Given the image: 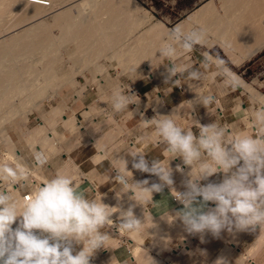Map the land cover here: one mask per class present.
I'll list each match as a JSON object with an SVG mask.
<instances>
[{"label":"rangeland","instance_id":"rangeland-1","mask_svg":"<svg viewBox=\"0 0 264 264\" xmlns=\"http://www.w3.org/2000/svg\"><path fill=\"white\" fill-rule=\"evenodd\" d=\"M45 1L44 0H39V1L38 0H30V1L27 0L29 5L32 4V3H33L32 5H35V4L42 5V4L47 2V1L46 2ZM71 1L73 2V0H69V3ZM124 1H125V4H126L127 0H123V2ZM132 1H134L137 4L139 9L134 12L133 11L134 9H131V11H130L129 10L130 7L129 8L126 7V10L128 12L130 11V14L132 12L133 15L131 14L130 16L132 18H137V21H139V22H137V24H140L141 22H140V20H138V17L143 13V11L145 9L151 11L152 10L151 8L154 7V6L153 5H149V4L145 5L142 0H137V1L132 0ZM157 3H158L157 5H158V7L160 9H164L166 11L171 12V14L176 16L175 18H177V19L180 18V12L178 11V6L177 7L176 6H174V7L170 6V7L164 8L163 1L160 0ZM193 3H194L193 0H185V1L182 0L180 5H179V9H183V8H185L187 6H190ZM14 5H13L14 8L12 6L9 7V8L6 7L2 11V15L4 16V13H6V11L9 10V12L7 11V14L9 13V15H10L9 16L10 17L9 20L11 19L10 20L11 23L9 22L10 23V25H9L10 27L12 26V24H14L13 26L16 25L17 22H15V21L20 20L21 18L23 19L22 15L27 10L26 9L27 7L25 8L26 9L25 10L22 6L19 7V5H18L15 8ZM47 7H48V9L50 7V11H51V6H47ZM59 7L60 6H57L54 9V11L58 10ZM124 8H125V6H124ZM5 9H7V10L5 11ZM22 9L25 10V11H23ZM99 9L100 10H107V9H103V8H100V7L98 8V10ZM154 10H155V12L152 11V13L155 14L157 19L161 20L163 15H164V13L162 11H160L158 13L156 8H154ZM128 12H127V17H128ZM72 13H73L74 16L78 15V11L77 10H72ZM102 16L103 17L102 18L100 17L99 21L103 22L104 20H106V16L105 15H102ZM131 17H130V19H131ZM131 20L133 21V19H131ZM135 21H136V19H135ZM135 21H133V22H135ZM117 22H116V25L120 26L119 24H117ZM126 22H127V24L131 23V25L136 24V23H133V22H128V21H126ZM126 22H124V23L120 22L121 27H120L119 30L120 31L121 30H125L126 32L128 31L130 33V35H129L128 33H125L124 31L120 32V33L123 34L122 36H124V34H126L125 38L123 37L124 39H122V40H124L125 45H127V47L129 48L130 46H133V45H130V43H133V41L135 40V36L136 37L137 36H139V37L143 36L144 35L143 32L145 31V33H146L147 29L144 30L143 27H140V28L138 27L137 28L136 26H138V25H136V26L134 25L135 27L134 26L130 27V25L128 24L129 25V27H128L127 24H126L124 26V24ZM23 23L24 22L22 21V25H23ZM174 23H176V22H174ZM122 24H123V26H122ZM149 25H146L147 28H148ZM132 27H134V30H133ZM117 28H119V27H117ZM135 28H137V29H135ZM115 29H116V27H115ZM52 33H53L54 37L56 36V38H58V35H60V32L57 29H54L52 31ZM65 40H67V38H65ZM35 41L37 42L38 40L35 39ZM33 42L34 41L31 40V44H34V45H31V44L28 43L29 44L28 45L29 48H32L33 46L36 47V42H34V43ZM77 42L78 41H76V43ZM74 43L71 42V43H69V45L67 44V46L70 49L69 50L70 52L68 51V49H67L68 47L67 46L66 47L65 46L63 47L62 45L56 46V48L58 47L57 49L60 52L59 53V57L60 58H61V56L63 57V58H61L63 60H60V64L56 65L57 66L56 70H57V68L59 70V71L57 70L58 72L55 70L56 74L59 73V75L58 74L56 75L58 77V80H59V78H60V80L65 78L69 74H70V77L72 75H74V73L76 75V76L74 75L75 79H73V80H72V78H74V76L71 77V78L68 76V80L66 78H65L66 80L64 79V82L67 81V82L70 83L71 81H73L70 84V86L74 85L75 88L73 86H72L71 89L68 88L69 85H65L66 82H65V84H64V82H61L62 84L61 83L59 84V85H62V86L64 85L65 86L64 89L66 88L65 90L62 89V88L58 89L59 87H57L56 84H54V86H56V88L54 86L52 87V85L50 86V87H52L51 89L54 88L55 90L56 89L61 90V91L63 90V92H61V91L59 92L58 91V93H56L58 97H54V98L50 99L51 97L49 95H51V93H47V91L44 92L42 90L44 93L48 94V96L46 94H44L47 98L43 97L44 95L42 94L43 92L40 91L41 89H38V91L42 95L38 94L39 92H36L37 91L36 89H33V91H32L31 87L34 88V84H35L34 82L35 81L31 80V79H33V76L32 77L30 76L31 77L30 78L27 75H30V74L32 75L33 73H36V72L35 71L34 72L30 71V73L29 72L25 73L22 70L24 72V75H25L23 79H26L25 78L26 76L29 77L31 82H32V85L29 84L30 87L28 86V89L29 88L30 89L29 90L26 89L27 91H25L24 95H23V90H22V94L20 93V95H17V97L19 99H21V98H23V97H19L21 95H23V96H25V95L26 96L27 95L32 96L33 95L32 96L33 101L35 100L34 99V97H35L36 100L39 99L41 102H39V101L36 102V100H35L34 102H32V104L33 105H35V104L37 105V103H38V105L37 106L35 105V106L38 107L39 109L35 110V108H33L35 106H33L31 108L28 107L29 109L27 108L26 109L27 111H25L24 108H22V107H25L26 104H28V102H29V104H31L30 103L31 100L30 101H26L25 99L19 100L16 97L15 99L17 100V102H16V100L14 102L15 104L12 102L13 105L17 104L18 107L21 108L20 109L21 113L22 112H25V113L24 114L23 113L22 114L18 113L15 116L16 118L14 117L15 120L14 119L13 120H14L15 124H5L4 123L5 126H4V124H2L3 127L0 128V163H9V164L15 165L17 162H20L21 164H23L27 168L28 172H32L33 176L39 182L42 181V180L47 181L44 173L50 167L49 165L54 166L56 168V170L58 171V173H64V174L71 175L73 177V179L76 181V183L80 186L81 190H83V191H85L87 193L88 192L90 193V197L91 198L99 199V197L101 196L103 203H105V204H107L109 206L119 207L122 210L124 201L121 204V201L118 202V200L120 199L119 197L121 196V194L126 195V193H121L119 197L117 196V195H119V192H120V185L115 181L114 177L117 175L118 172L116 173L115 171H113V172H110V173H108L106 175H103V176H97L95 171H93L94 164L98 163L101 160H104L105 158H110L115 163V167H116L115 169H117V168L122 167V164L119 161V159H125V160L128 161V164H127L128 170L132 172V174L128 173L129 176L132 175V182L142 181L144 179H148L150 184L152 182H159V181H157L158 180L157 177H155V176L153 177V175H151L149 173H143V172H140L138 170L133 169L132 168L133 157L129 153V151L136 152L138 150L139 151L142 150L141 152H144L143 148L137 147V143L140 142V141L146 140V138L148 140H150V141L153 140L155 143H157V141L154 140V135H155L154 131L146 134L147 126H144L143 124H142L143 126L141 125V121H140L141 116H140L138 105L136 103H133V104L129 105V110H131L133 112V116H132V113L128 112V111L119 112V113L113 111L112 106H111L113 93L115 91H117L115 89V87L118 86V85H121V89L118 88L120 86L117 87L118 90L119 89L120 90H126L127 87L129 86V88H130V93L129 94H133L134 93V95H136L142 101V103H143L142 105L144 107L142 112L144 113L145 112V110H144L145 107L151 106V102L146 103L143 100V98L138 94V92L135 91L131 87V83L132 82H128V80H133L135 78L136 79L137 78L140 79L141 77L139 78L138 76L137 77H135V76H136V74H138V72L140 73V71H142V72L145 71V66L147 65L146 67L149 70H150V67H151L153 74H155L154 75V79L152 77H151V79L155 80V82H157V83H160L162 81L165 82L166 81V77H167L166 66L170 67V65H168L169 61H167V60L163 59L162 57H160L159 53L156 52V54L154 55L155 57H154V59L151 62L149 61V63H148V61H147L148 64L147 63H143V65H141L137 70L136 69L134 70V69H130V68L129 69L125 68V70L123 69L124 71L123 70L120 71V69H118V67H116L113 64V61H111L112 59H110V57L112 58V56L109 54V52L113 53V50L106 49L109 52L107 51L108 52L107 53V52H105L106 51L105 50L103 52V55L101 54V58H99L100 57L99 55L98 56L94 55L96 60L98 59L97 60L98 62L95 61L94 58H93L94 61H91V59H89L91 61V64L93 63L96 67H97L98 63L100 64V65H98V67H97L98 69L97 70L94 69L95 67L92 64L91 68L92 67L93 68L91 70V68L89 69L90 66L86 68V66H88L89 63H90L89 61H88L89 63L87 65H85V63L82 62V60H86L87 61L88 58L91 57V56L88 55L89 57L86 56V58H85V56L83 54L79 53V51L76 48L77 46L75 47L76 43L75 44ZM26 44H27V42H26ZM70 44L71 45L74 44V45L71 46ZM17 46H18L17 48L20 49L21 45L18 44ZM23 46L21 47V50L28 49V47L25 44ZM17 48H16V50H18ZM71 49L73 51H75V52H78V54L76 53V58L74 57L75 56V52L73 54ZM26 51H28V52L32 51L33 52V49L26 50ZM178 51H179V48H178ZM18 52H19V50H18ZM18 52H16V53L18 54ZM22 52L23 51H21L19 53L22 54ZM116 52H118V51H116ZM203 52H204L203 48H201L199 45H197L195 47V49L191 53H186V56H184L183 52L180 51V55H178L179 58L178 57L177 58L179 59V61H181L182 59H184V57H187V60H188V57L191 56V61H189L188 63L190 64V62H191V68H193L195 66V64L197 63V60H198L197 57H199L200 54H203ZM211 53L214 56H216L217 58H219V59L223 60L224 62H226L232 68L233 72H235L237 75H239L245 81V83H247L248 85H251L254 89H256V91L261 96L264 97V51L261 54H259L258 56L252 58L250 61L246 62L244 65H242L240 67L233 66L231 64V62L227 59V56L225 55V52L223 50H220V49L216 48ZM77 55H79L80 57H78ZM107 55H108V57H105ZM18 56H20V55H18ZM36 56H38V55L31 56V58H29L30 60H28V61L30 63L32 61L35 62L37 60ZM52 56H51L52 58H55L54 55H52ZM70 56L71 57L73 56V57L70 59ZM82 56L84 57L83 59H81ZM102 56H103V58H102ZM32 58H34V59L36 58V59L32 60ZM49 58H48V60H49ZM79 58L81 59L80 62H79ZM22 59H25V60H23L21 63H23L25 61L26 64H25V62H24V64L27 66V61H26L27 58H22ZM76 59H78V61ZM75 60H76V62H75ZM204 60H205V57L204 58H200L201 63H203V65L205 66ZM37 61L39 62V60H37ZM37 61H36L35 64H39V63H37ZM29 62H28V65L31 66V64H29ZM50 62H52V61L50 60L49 62L47 61L45 63L43 61V64H48ZM77 62H79V63H77ZM21 63L18 62V65L21 64ZM150 63H151V65H150ZM32 66H36V65H34V63H33ZM211 66L212 65L208 66L210 68L209 72H212V73L216 72V74H217L215 79H216L217 83H219V84H217L216 86L218 87V85L225 84V74L217 73V70L214 67H211ZM71 70H74V71H71ZM75 70H77V71H75ZM20 71H18L19 74H17V75H19V77H17V78H21L20 76L22 74V71L21 72ZM55 71H54V73H55ZM72 72H74V73H72ZM67 73H68V75H67ZM107 73H108V75H107ZM145 73H147V72H145ZM107 76H109L110 79ZM93 77H94V79H93ZM182 77H184V78L187 77V73H184L182 75ZM175 78L176 77H173L172 79H175ZM101 79H103V81L106 79L105 83L103 81H102V83H100ZM210 79H211V75L209 77H205L204 79H201L199 81H192V80H188L187 79L184 83H182L181 84V89L182 90L184 89L183 91L187 92L186 93L187 94L186 95V100H185L184 104H182L180 107H177V108H175L173 110L165 109L163 100L161 99V97L159 98L158 95H156L157 96L156 98L155 97L151 98V101H154L157 104V106L154 109L157 112H159L160 115H167V114L171 115V114H173L174 117H176L177 115H181L183 113L185 115L184 116L185 122L188 123L190 125L189 126L190 129L195 134L198 135L199 127H198L196 121L199 122L200 124H201L202 121L203 122H207L208 119L210 117H212L213 115H217L218 116L220 114V112L222 113L223 112V107L226 109V107L229 106V108H233L232 110H233L234 113L230 109H228L226 111V112L229 111L228 115H230L233 120H236V119L241 120L239 117L244 118L243 122L245 123V126H243L242 129L235 130L234 131L235 134L233 133L234 135H230V136L228 135V139L230 140L233 136H236V135H239V134H246V135H251V136H259L261 134V129L258 128L257 125L255 124V122L253 120V113L255 111L259 110L262 106H264V104L261 103L258 100L256 101L254 98H252V95L250 94V92L249 91H245V89L241 85L239 86L238 83H236L234 87L232 86V89L234 91L231 94H225V93L222 94L220 92L219 93H213V91L212 92L205 91L208 88L211 89V90L213 88H215L212 85L213 81L211 82L212 84L210 83ZM58 80L56 79L55 81H58ZM108 80H111L113 82V86L112 87H109ZM61 81H63V80H61ZM58 82H57V84H58ZM194 82L198 83V84H196V86L199 88V90H202L203 94L215 95L214 97H215V100L217 102H214L208 108H206V111H205L206 113L205 112L203 114L197 113V112H199L198 108L200 106L204 107L203 105L194 104L193 108H192V103H190L191 100H193V101L195 100V99H193V97L197 98V94L201 93V91H199V93L198 92L195 93V92L189 91V90H192V87H188L187 91H186L185 84L187 83L186 84V86H187L189 84H193ZM69 83H67V84H69ZM75 83H77V84H75ZM103 83H104L105 86L109 87V89H107V87H106V89L108 91L105 90L102 87L103 85L101 86V84H103ZM78 84L80 86H77ZM214 84H216V82ZM21 85L24 86L23 83H21ZM26 85H28V84H25V87L27 88ZM62 86H60V87H62ZM84 86H86L87 88H85ZM35 87H37V86H35ZM38 88H40V85H38ZM111 88L113 89L112 91H111ZM54 89H53V91H54ZM30 90H31V94L32 95L30 94ZM104 90L107 91L108 93H104ZM196 90H198V89H196ZM35 94L38 97L34 96ZM88 94H90V95H88ZM105 94H106V96H105ZM107 95H109V96H107ZM39 96L42 97V98H40ZM78 96H80V97H78ZM75 98L78 99L79 102L83 101L84 99L86 100L87 98L90 101L97 100V104L99 106L98 107L91 106L90 108L88 107L86 109L85 108H81V104L80 103L77 104L78 101ZM80 98H82V99L80 100ZM188 99H189V101H188ZM11 101H14V100H11ZM61 102H62V105L66 106L64 113H66L67 116L69 115L68 117L71 116L73 124L72 123L71 124H64L62 118H58V117L56 118L55 117V119H52V122H53V120H55L54 123H57V125L54 124V123L51 124L50 120L48 122L51 125L54 124L57 127H55V126L49 127L50 125H47V122L45 123V121H47L48 117L51 119V116H49V115H51V112H53V108H54V110H56L55 108H59L58 106L61 105ZM65 103H66V105H65ZM2 104H3L4 107L2 106L3 108L2 109L0 108L1 111L3 110V111L6 112L7 108H9V109L11 108L12 109V107H13V105L9 101H8V103L7 102L6 103L3 102ZM7 104H8V106H7ZM20 104H22L21 107L19 106ZM240 104H241V106H240ZM77 105H78V107H77ZM152 105H154V103ZM27 106H29V105H27ZM39 106H41V107H39ZM241 107L242 108H246L248 111L246 113H244L242 111ZM157 108H159L160 110L157 109ZM219 108H221V109H219ZM28 110H29V112H28ZM135 111L138 112L139 115ZM89 112L92 113V114H89ZM26 114H27V117L25 116ZM145 114H146V112H145ZM92 115H93V118H92ZM44 116L45 117L48 116V117L45 118ZM135 116L139 117L140 119L139 118H135ZM61 117H64V116L62 115ZM235 117H237V118H235ZM0 118H1V116H0ZM132 118H134V119H132ZM146 119H149L147 114H146ZM1 120H4V119H1ZM136 120H138V122L140 123L139 126H138L139 132L137 130H134L135 128H132L133 123H136L135 122ZM77 121L79 123H81V124H79ZM63 124L66 125V126H64ZM44 125L48 126V129L51 131L50 132L51 134L50 133L49 134L45 133V136L41 135L39 138L35 139L36 141L31 139V138L34 137L33 136V131H35V129L36 130L39 129L40 126L43 127ZM53 128H54V130L56 129V132H57L56 135L52 131ZM79 128H81V129H79ZM234 129H236V128H234ZM47 135H51L52 139L55 136L57 137V135L59 136V137L55 138L56 140L54 139L55 141L53 140V142H55V143L52 142L51 136L50 137L48 136L51 139L50 145H53V147L56 146L55 148H51L50 146H48V147L44 146L43 147L44 149H43L42 146H40L42 143H44V139L43 138L46 137ZM29 136L30 137L33 136V137L30 138ZM133 137H135L134 138L135 140H132ZM37 139H39V140L37 141ZM97 139L100 140L99 142H102L101 140H104V139L107 140V141L104 140L105 141V151L106 152L104 151V149H103V151H100L102 149L100 148L99 145H98V148H97L96 145H94V144H96ZM40 140L43 141V142H41ZM131 143H134V145H132ZM37 145L42 148V153H44L46 151L44 154L47 157L50 156L48 158V160H47V163H45L42 166L41 170H38V168H36L37 167V161L34 159V154L36 153L35 151L39 150ZM13 147L15 148V150H14ZM45 147H47L48 149L45 148ZM52 149H54L57 153L54 152V150H52ZM17 151L22 153V155L24 157L27 156V162L25 160V163H24L23 160L21 159V156L20 157L19 156L16 157V154L19 155V152H17ZM111 151H112V154L114 156L111 155V153H110ZM103 152L105 154H103ZM113 152H115L117 155L115 153H113ZM9 153H12L13 157ZM88 153H89L90 156H88ZM94 155H95V157H92ZM28 161H30V163ZM83 162H84V164H83ZM174 172H175V169H174ZM180 172H181V170L178 171L177 174H179ZM82 174L84 175L83 177H82ZM110 174L113 175V178L110 177ZM29 175H30V173H29ZM77 175L79 177H77ZM194 175H195V173H194ZM75 177H76V179H75ZM172 178H173V180L175 182L178 181V179H179V177L175 176L173 174V172H172ZM223 178H224L223 175L219 177L220 180H222ZM112 179H114V181H115L114 183L112 182ZM108 185H111V187H107ZM8 186L10 187L11 185L8 184ZM176 188H178V187L176 186L174 189L176 190ZM172 189L173 188H169V187L166 186L161 193H154L153 203H155V204L145 203L144 200L140 198V194H138L136 199H138V200L140 199L139 202L141 204H143V205L139 204L138 206L135 203V201L133 199H131V197H133L134 193L131 190H129L127 192L128 196H127V198H125V200H127V201H125L126 202L125 204H129L130 203V205H127L128 207L135 205L134 208H133L134 214L136 215L137 218H139L141 220L144 219V225L141 228V230H139L138 232H126L122 228H119L118 227V221H115L116 218H119V212L113 214L112 219L114 221V224L112 226H108L109 229L112 231V234L109 236V240L107 241L108 242L107 245L108 246L111 245L114 248H118V247H120L122 245H125V247L129 246L133 250L132 256H133V258H135L136 264H154V262H155V264H166V260L168 258L169 259L171 258L173 260V261H171V260L169 261V259L167 260V262H169L168 264H171V262H174V260H175L174 258L176 256L175 254H177V253L180 254L178 259H176V262L179 263V264H215V261L217 259L222 258V257L226 259L227 257H230V256H234V258H235L236 262H233V264H250V263L251 264L252 263L256 264V263H254V261L257 259L258 254L261 253V252H264L263 246L261 245V243H259L261 241V239L263 238L262 236L251 238V240H253L254 243H253V246L251 247L250 251L248 253H246V254L241 252V250H240L241 254H238V251H233L231 253L229 252L230 249L228 247L231 246L230 243L232 241L238 243L237 245H238V248H239L240 241L243 240V239H246V237L241 236L243 234V232L239 236L236 233L237 237H228V236H221V235H220V237H206V236L201 237V236H197L196 235V239L194 241L190 240V239L188 240V242H191L190 246H189L190 248H185V247H182V246L177 248V245H179V244L183 245L185 243V239L189 238V237L186 236L187 231L183 230V228H181V226H184L183 224L182 225L180 224L181 226L179 225V227H177L176 224L180 223V222L175 217H174V220H173V218H171V216H169L168 219H163L162 220L163 212H161L162 209H164V207H166V205L164 203H167V201H168L167 199H169V197L170 198L173 197V201L174 202H178V200L174 197V196H176V193L175 194L173 193L174 195H172ZM9 190H11V193L13 194V192H14L13 188H11ZM179 191L183 192V190L180 189V187H179ZM179 191H177V192H179ZM105 193L107 194V196L105 197L106 200L104 201L103 197L105 196L104 195ZM156 194L159 195V197ZM171 195H172V197H171ZM162 196H164V197H162ZM117 197H118V199H117ZM166 197H168V198H166ZM28 198L29 197H26L25 201ZM115 200H117V202ZM162 202H164V203H162ZM119 204H121L122 206L119 205ZM162 205H165V206L163 207ZM139 207H141V208H139ZM157 207H159V208H157ZM176 207H178L177 204L168 206V207H166L165 212L167 210L168 211L169 210H173ZM210 207H214V206L211 205ZM140 209H141V212L143 210V212L149 213L150 217H147V216H144V215L142 217V215L139 214L140 213ZM159 209H161V210H159ZM164 217L166 218L167 216H164ZM174 221H175V223L176 222L177 223L173 224ZM164 226H170L173 229V231H166L164 229ZM105 230H106V228L102 229L101 231H105ZM119 230H120V233L122 234L121 235L119 233L120 237L117 236V231H119ZM157 230H159L160 232H158ZM161 230H163V231H161ZM178 234L181 235L180 236L181 238L179 237V240H177L178 238L176 237ZM141 238H143V241H144L143 242L144 243L143 246L140 244L141 242H139V240H141ZM225 238H227L229 241H226ZM198 240H200L201 242H199ZM130 243L132 245H130ZM167 243H168V245H167ZM256 243L257 244L259 243V244L256 245ZM210 248L211 249L213 248V250H216V249L219 250V252L217 253L218 255H217L216 258H214V256H212V255L210 256V254L207 253V250L210 249ZM174 249H178L177 253H175V254L173 252ZM253 249H254V251H253L254 253H250ZM160 250H161V252H160ZM164 252H168V254H164ZM160 253H162V255ZM249 254H250V256H249ZM159 255L161 256V258L158 257ZM98 256H99V252L97 251V253L95 252V254L92 256L91 262H93L92 260H95V262L98 263ZM246 258H248V259H246ZM247 261H249V263ZM116 264H120V263L117 262ZM262 264H264V262H262Z\"/></svg>","mask_w":264,"mask_h":264},{"label":"clouds","instance_id":"clouds-1","mask_svg":"<svg viewBox=\"0 0 264 264\" xmlns=\"http://www.w3.org/2000/svg\"><path fill=\"white\" fill-rule=\"evenodd\" d=\"M207 33L202 28L185 31L173 28L167 42L159 48V56L170 61L166 82L173 77L187 73L186 79L199 81L205 74L188 65L175 63L176 57L191 53L197 45L206 43ZM179 48V51H178ZM162 64V63H161ZM205 66L213 61L206 56ZM222 62L217 63L220 67ZM179 84V79L173 81ZM226 86H235V80L225 74ZM130 88L113 93L114 112L129 110V105L138 103L139 98L129 94ZM217 102L212 94H197L191 101L208 108ZM253 120L261 129L259 136L239 134L230 140L228 126L216 122L202 125L196 121L199 134L181 127L173 114L156 115L151 119L141 118L144 126L154 129L155 135L166 145L165 151L173 158L180 157L184 165L190 166L189 179L184 182L185 191L174 196L183 208L175 213L185 230L190 234L211 233L220 237L222 232H255L264 227V106L253 113ZM133 157L132 168L149 173L159 182L150 184L148 179L132 182L125 159H119L122 167L117 168L114 177L120 185V192L131 190L145 203H153V193H161L167 186L172 188V168L153 159H145V153L129 151ZM34 159L43 166L48 157L36 152ZM177 170L181 169L177 166ZM195 172V175H193ZM223 173L221 182H213L210 177ZM29 172L17 162L15 165L0 163V180L12 185L27 183ZM207 181V183H201ZM215 205L209 207V203ZM143 205V204H141ZM134 205L121 210L102 202V197L89 198L69 174L58 173L35 189L21 205L7 191H0V264H91V258L101 248L107 249L109 234L101 231L112 226L113 214L119 212L118 227L126 232H138L144 225L134 214ZM19 222L15 228L13 224ZM74 243L82 244L74 254ZM155 264V262H154ZM215 264H228L219 258Z\"/></svg>","mask_w":264,"mask_h":264},{"label":"bare ground","instance_id":"bare-ground-1","mask_svg":"<svg viewBox=\"0 0 264 264\" xmlns=\"http://www.w3.org/2000/svg\"><path fill=\"white\" fill-rule=\"evenodd\" d=\"M28 1H30V0H28ZM39 1V0H38ZM45 1V0H44ZM48 3H47V2ZM45 2L46 3H44V4H42V5H37V4H35V5H32V4H30L29 5V3L27 2V0H0V105H1V109L4 107L3 106V102H7L8 103V101L9 102H11V104H12V102L14 103L15 102V98L17 97V95H20V93L22 94V90H23V95H24V93H25V91H27L26 89H28V86L30 87V85L29 84H31L32 85V82H31V80L32 81H35L33 84H34V88H32L31 87V89H32V91H33V89H36L37 91L36 92H39L38 91V89H41L40 91H44V92H46L47 91V93H51V95H49L51 98L50 99H52V98H54V97H58L57 96V94L56 93H58V91L60 92L61 90H58V89H64V85L62 86V85H59L61 82H64V79L66 78L67 80H68V76L70 77V74L68 75V73H67V75L68 76H66L65 78H63V79H61V80H63V81H61L60 80V78H59V80H58V77L56 76L57 74L59 75V73H57L56 74V71L58 70V68H57V70H56V65H58V64H60V60H63V59H61V58H63L62 56H61V58L59 57V50L56 48V46H58V45H62L63 47L65 46H67V44L69 45V43H76V41H78L77 43H76V45H75V47L77 48V50L79 51V53H81V54H83L84 56H85V58H86V56L87 57H89V56H91V57H89L88 58V60L86 61V60H82V62L83 63H85V65H87L89 62V65L88 66H86V68L87 67H89V69L91 68V66H92V64H91V61H97L96 60V58L94 57V55L96 56H100L99 58H101V54L103 55V52L106 50V49H111V50H113V53L112 52H109L108 50H106L105 52H109V54L112 56V58L110 57V59H112L111 61H113V64L116 66V67H118V69H120V71L121 70H125V68L127 69H138L141 65H143V63H147V61H148V63H149V61L151 62L153 59H154V55L156 54V52L158 53V50H159V48L162 46V43H161V45L158 43V41L156 40V38H158V39H160V41H162L161 40V37H167L168 38V36H169V33H170V30H168L167 28H165V26L164 25H162L161 23H154V24H152V22H153V18H154V16H152L151 15V13H146V14H144V15H140L139 17H140V19H138V20H140V24H134L135 26L136 25H138V26H136L137 28L139 27H147V26H145L147 23H149V22H151V24L152 25H150L151 27L149 28V29H147V31H146V33H145V31L143 32V36H141V37H139V36H137L138 38L137 39H135L134 41H133V43H130V45H133V46H130L129 48L127 47V45H125V43H124V40H122V39H124L125 38V36H126V34H124V36H122L123 34L122 33H120L121 31L123 32H125V33H128L129 35H130V33L127 31H125V30H119L120 29V27H121V24H120V22L121 23H124V22H126V21H128V22H133V21H135V19H137V18H132L130 15L132 14V12H131V14H130V11H131V9H134L133 11L135 12V11H137L139 8H138V6H137V4L134 2V1H132V0H127L126 1V4H125V1L123 2V0H73V2L71 3H69V0H46ZM219 1H223V0H219ZM252 1V0H251ZM263 1V0H262ZM32 2V1H31ZM123 2V3H122ZM129 2V3H128ZM258 2V1H257ZM38 3V2H37ZM221 3V2H220ZM259 3V2H258ZM258 3H256V4H258ZM15 4V5H14ZM222 4V3H221ZM13 5L15 6V8L19 5V7L20 6H22L25 10H23V11H25L24 13H23V15H22V17H23V19L21 18L20 20H17V21H15V22H17L16 23V25L15 26H13L14 24H12V26L10 27L9 25H10V23H11V19L9 20V13L7 14V11L9 12V10H7V9H5V11H6V13H4V16L2 15V11H3V9L4 8H9V7H13ZM27 5V6H26ZM60 6L59 8H58V10H55L54 11V9L57 7V6ZM220 5V4H219ZM225 5V4H224ZM47 6H51V11H50V7H49V9H48V7ZM56 6V7H55ZM124 6H125V8H124ZM256 6V5H255ZM55 7V8H54ZM103 8V9H107V10H98V8ZM126 7L127 8H129L130 7V11L128 12L127 10H126ZM263 7V6H262ZM14 8V7H13ZM47 8V9H46ZM53 9V10H52ZM253 9H255V8H253ZM256 9H259V8H256ZM15 10V9H14ZM21 10V9H20ZM19 10V11H20ZM72 10H77L78 11V15L76 16H74L73 15V13H72ZM203 10H205V9H203ZM209 10V9H208ZM254 11V10H253ZM256 11H258V10H256ZM14 12V11H13ZM74 12V11H73ZM127 12H128V17H127ZM133 12V13H134ZM228 12V11H227ZM247 12V11H246ZM245 12V13H246ZM249 12V11H248ZM263 12V11H262ZM11 13V12H10ZM18 13V12H17ZM207 13V12H206ZM6 14V15H5ZM15 14V13H14ZM21 14V13H20ZM19 14V15H20ZM233 13H231L230 15H232ZM264 14V13H263ZM2 15V16H1ZM18 15V16H19ZM102 15H105L106 16V20H104L103 22L102 21H99V19H100V17L102 18L103 16ZM133 15V14H132ZM196 15H199V17H200V15H202V13L201 14H199V13H197ZM196 15H194V17L196 18ZM211 15V14H210ZM228 16L229 18H227V16L226 17H223V19H225V21L226 22H228V23H230V24H232V26L234 27L235 26V24H234V20H236V25L238 24V21H239V19H237L235 16ZM236 15V14H235ZM250 15V14H249ZM248 15V16H249ZM135 16V15H134ZM137 16V15H136ZM213 16V15H212ZM12 17V16H11ZM16 17V16H15ZM130 17H131V19H133V21L130 19ZM138 17V18H139ZM199 17H197V19H196V21L199 19ZM204 17V16H203ZM210 17V16H209ZM250 18H249V20L248 19H246V16H245V20L247 21L248 20V23H247V25L249 26V24H254L255 23V21L257 20V19H255V16H253V15H250L249 16ZM259 16L257 15V17L256 18H258ZM105 18V17H104ZM236 18V19H235ZM260 18V17H259ZM258 18V19H259ZM130 19V20H129ZM206 19V18H205ZM208 19V18H207ZM207 19H206V21H207ZM250 19H251V21H250ZM102 20V19H101ZM210 20V19H209ZM238 20V21H237ZM260 20V19H259ZM263 20V22H262V24H261V21ZM262 20H260V23L259 24H261V29H263V27L262 26H264L263 24H264V18H262ZM22 21L24 22L23 23V25H22ZM118 21V22H117ZM124 21V22H123ZM137 21V20H136ZM135 21V22H136ZM194 21H195V19H194ZM199 21V20H198ZM10 22V23H9ZM21 22V23H20ZM116 22H117V24H119L120 26H117L116 25ZM135 22H133V23H135ZM139 22V21H138ZM201 22V21H200ZM259 22V21H258ZM132 23V24H133ZM137 23V22H136ZM127 24V22L124 24V26ZM129 24V23H128ZM127 24V26L129 27V25H130V27L131 26H134V25H131V23L128 25ZM145 24V25H144ZM150 24V23H149ZM258 24V25H259ZM188 25V24H187ZM192 25V24H191ZM202 25V24H201ZM242 25H244L243 23H242ZM257 25V24H256ZM255 25V26H256ZM122 26H123V24H122ZM134 26V27H135ZM184 26V25H183ZM189 26V27H188ZM187 27L190 29V23H189V25H188ZM210 26H212V25H210ZM239 26V25H238ZM250 26H252V25H250ZM249 26V28L246 26H244L245 28H242L243 29V31L244 32H242V30H240V29H238L237 28V26L235 27V29H232V33L230 34V33H228V30L230 31V28H232L231 26L229 27V28H227V30H225V33H227L228 34V36H231V37H229V39L231 38V41H234L236 38H237V40H241V41H243V40H245L246 41V43L248 42V41H251L252 42V40H250V36H249V40H246L247 39V36L249 35V31H251V30H248V29H251V27ZM115 27H116V29H115ZM117 27H119V28H117ZM134 27H132L133 28V30H134ZM177 27H179V26H177ZM180 27H182L181 25H180ZM185 27V26H184ZM219 27V26H218ZM242 27V26H241ZM253 27H254V25H253ZM131 28V29H132ZM137 28H135V29H137ZM175 28V27H174ZM183 28V27H182ZM205 28V27H204ZM213 28V27H212ZM225 28V29H226ZM54 29H57V30H59V32H60V35H58V38H56V36L54 37V35H53V33H52V31L54 30ZM130 29V30H131ZM144 29V28H143ZM183 29H187V28H183ZM221 29V28H220ZM219 29V30H220ZM223 29V28H222ZM252 29H256V28H252ZM132 30V31H133ZM264 30V29H263ZM131 31V32H132ZM186 31V30H185ZM224 31V30H223ZM223 31H221V33L223 32ZM227 31V32H226ZM241 31V32H240ZM254 31V30H253ZM259 31V30H258ZM134 32V31H133ZM212 32V31H211ZM235 32H237V35H235L236 33ZM255 32V31H254ZM260 32V31H259ZM262 32V31H261ZM261 32H260V34H261ZM220 33V32H219ZM235 33V34H234ZM256 33V32H255ZM57 34V33H56ZM121 34V35H120ZM135 34V33H134ZM211 34V33H210ZM212 34H213V32H212ZM223 34V33H222ZM230 34V35H229ZM251 34H252V32H251ZM208 35V34H207ZM215 35V34H214ZM256 35H258L259 36V34L257 33ZM128 36V35H127ZM228 36H226V37H224V42H226V41H228L229 42V39L227 38ZM255 36V35H254ZM262 36V35H261ZM124 37V38H123ZM129 37V36H128ZM65 38H67V40H65ZM164 38V39H165ZM219 38V37H218ZM222 38V37H221ZM246 38V39H245ZM253 38H255V37H253ZM35 39L36 40H38L37 42L35 41ZM226 39H228V40H226ZM252 39V38H251ZM257 39H258V37H257ZM31 40L32 41H34V42H36V47L35 46H33L32 48H29V44H31ZM70 40V41H69ZM219 40V39H218ZM221 40V41H222ZM237 40H236V42H237ZM164 41V40H163ZM245 41H243V42H245ZM26 42H27V44H26ZM33 42V43H34ZM164 42H166V41H164ZM208 42V41H207ZM214 42V41H213ZM212 42V43H213ZM235 42V41H234ZM233 42V43H234ZM256 42V41H255ZM29 43V44H28ZM59 43V44H58ZM74 43V44H75ZM212 43H210V44H212ZM230 43V42H229ZM240 43V42H239ZM246 43H245V45H246ZM18 44H20L21 46H20V49L19 48H17L18 46ZM26 45L27 47H28V49H26V50H30V49H33V52L32 51H26L25 49L24 50H21V47L23 46V45ZM74 44H72V45H74ZM242 44H244V43H242ZM249 44V43H248ZM251 44H254L253 45V48L252 47H250V48H252V50L250 51H248V50H246L245 48L243 49L242 48V50H244V52H246L245 54L247 55V56H250V54L251 53H255V52H257V51H259L260 49H262L263 47H264V35L262 36V37H260L259 38V40L256 42V43H250V45ZM31 45H34V44H31ZM38 45V46H37ZM71 45V44H70ZM71 45V46H72ZM231 45V44H230ZM230 45H228V48H229V46ZM240 45H241V43H240ZM250 45H248V46H250ZM61 46V47H62ZM231 46H233V45H231ZM237 46V45H236ZM243 46V45H242ZM252 46V45H251ZM24 47V46H23ZM26 47V48H27ZM68 47V46H67ZM234 47V46H233ZM232 47V48H233ZM243 47H245V46H243ZM16 48L19 50V52H21V51H23L22 52V54L21 53H19L18 52V50H16ZM75 48V49H76ZM209 48V47H208ZM232 48H229V49H232ZM249 48V49H250ZM62 49V48H61ZM68 49V51L70 50L69 49V47L67 48ZM74 49V50H75ZM229 49H227V50H229ZM235 49H236V47H235ZM248 49V48H247ZM72 50V49H71ZM76 50V51H77ZM242 50H240V51H237V52H241ZM116 51H118V52H116ZM235 51V50H234ZM16 52H18V54L16 53ZM70 52V51H69ZM72 52H73V54H74V52L75 51H73L72 50ZM71 52V53H72ZM107 52V53H108ZM229 52V51H228ZM65 53V52H64ZM68 53V52H67ZM66 53V54H67ZM70 53V54H71ZM76 53L78 54V52H75V58H76ZM112 53V54H111ZM86 54V55H85ZM184 54H186V53H184ZM183 54V55H184ZM241 54H244L243 53V51H242V53ZM244 54V55H245ZM18 55H20V56H18ZM34 55H38V56H36L37 57V60H39V62L37 61V63H39V64H35L36 63V61L34 62V61H32L33 63H34V65H36V66H32L33 65V63L31 62H29L28 60H30L29 58H31V56H34ZM40 55V56H39ZM52 55H54L55 56V58H52L53 56ZM65 55V54H64ZM80 55V54H79ZM79 55H77L78 57H80ZM89 55V56H88ZM93 55V56H92ZM245 55V56H246ZM52 56V57H51ZM67 56V55H66ZM246 56V57H247ZM50 57V58H49ZM73 57V56H72ZM71 56H70V59L72 58ZM105 57H108V55L107 56H105ZM208 57H209V55H208ZM244 57V56H243ZM22 58H27L26 59V61H27V66L25 65L26 64V62H25V64H24V62L23 63H21L23 60H25V59H22ZM48 58H49V60H48ZM84 57L82 56V58L81 59H83ZM93 58H94V60H93ZM102 58H103V56H102ZM179 58V57H178ZM191 57H188V60L190 59ZM210 58L212 59V61H213V64H212V67H215V69L217 70V73H223V74H227V75H230L234 80H235V82L236 83H238L239 84V86L241 85L244 89H245V91H249L250 92V94L252 95V98H254L256 101L258 100V101H260L261 103H263L264 104V97L263 96H261L257 91H256V89H254L251 85H248L247 83H245V81L240 77V76H238L236 73H234L231 69H229V68H227L226 66H224V64L222 63V65H220V67L223 69V72H221V70H220V68H218L217 67V63L218 62H221V61H219V60H217L216 58H213V57H211L210 56ZM229 58V57H228ZM36 59V58H35ZM34 58H32V60H35ZM69 59V58H68ZM81 59L79 58V62L81 61ZM89 59H91V61L89 60ZM52 61V62H50V63H48V64H43V61H44V63L45 62H49V61ZM74 60V59H73ZM77 61H78V59H76ZM76 60H75V62H76ZM235 60V59H234ZM86 61V62H85ZM89 61V62H88ZM110 61V60H109ZM187 61V60H186ZM233 61V60H232ZM240 61V60H239ZM18 62L19 63H21V64H19L18 65ZM28 62H29V64H31V66H29L28 65ZM79 62H77V63H79ZM81 62V63H82ZM98 62V61H97ZM189 62V61H188ZM62 63V62H61ZM147 63V64H148ZM187 63V62H186ZM96 64V63H95ZM190 64H191V62H190ZM73 65V64H72ZM98 65H100L99 63L97 64V67H98ZM145 65V64H144ZM150 65H151V63H150ZM155 65V64H154ZM170 65H172V64H170ZM179 65V64H178ZM60 66V65H59ZM93 66L95 67L94 69L95 70H97L98 68L93 64ZM147 66V65H146ZM75 67V66H74ZM115 67V68H116ZM93 68V67H92ZM92 68H91V70H92ZM76 69V68H75ZM80 69V68H79ZM78 69V70H79ZM100 69V68H99ZM102 69V68H101ZM24 71L25 73L26 72H29L30 73V71H35L36 73H33L32 75L30 74V75H27V76H33V79H31L30 80V78L29 77H25L26 79H23L24 78V72L22 71V74H21V78H17V77H19V75H17V74H19L18 73V71ZM56 70V71H55ZM81 70V69H80ZM86 70V69H85ZM88 70V69H87ZM107 70V69H106ZM114 70V69H113ZM123 70V71H124ZM20 71V72H21ZM54 71H55V73H54ZM59 71V70H58ZM57 71V72H58ZM71 71H74V70H71ZM75 71H77V70H75ZM84 71V70H83ZM97 72V71H96ZM135 72V71H134ZM72 73H74V72H72ZM77 73V72H76ZM80 73V72H79ZM98 73V72H97ZM102 73V72H101ZM132 73V72H131ZM136 73V72H135ZM133 74V73H132ZM214 74H216V72L214 73ZM74 75H75V73H74ZM74 75H72L71 77H73ZM107 75H108V73H107ZM131 75V74H130ZM65 76V75H64ZM76 76V75H75ZM75 76H74V78H72V80L73 79H75ZM215 76H217V75H215ZM215 76H212L211 78L213 79V77L215 78ZM70 77V78H71ZM105 77V76H104ZM108 78H109V76H107ZM58 80V81H55V80ZM65 79V80H66ZM91 79V78H90ZM93 79H94V77H93ZM104 79V78H103ZM103 79H101V82L100 83H102V81H103ZM110 79V78H109ZM154 79V78H153ZM70 80V79H69ZM100 80V79H99ZM106 80V79H105ZM105 80L103 81L104 83H105ZM112 80V79H111ZM111 80H108V83H109V87H112L113 86V82L111 81ZM214 80V79H213ZM212 80V81H213ZM55 81V82H54ZM71 81V80H70ZM93 81V80H92ZM155 81V80H154ZM39 82V83H38ZM57 82H58V84H57ZM65 82H66V84H65ZM64 82V84L65 85H69V87L68 88H72V86L74 87V85H71L70 86V84L73 82V81H71L70 83L69 82H67V81H65ZM75 82V81H74ZM87 82V81H86ZM90 82V81H89ZM95 82V81H94ZM215 82H217V81H215ZM21 83H23L24 84V86L23 85H21ZM67 83H69V84H67ZM104 83L103 84H101V86L105 89V90H107V89H109V87L108 86H105L104 85ZM120 83V82H119ZM214 83V82H213ZM25 84H28V85H26L27 86V88L25 87ZM54 84H56V86L57 87H59L58 89H54V91H53V89H51L53 86H54ZM62 84V83H61ZM75 84H77V83H75ZM88 84V83H87ZM92 84V83H91ZM94 84V83H93ZM107 84V83H106ZM212 84V83H211ZM219 84V83H218ZM22 87H21V86ZM38 85H40V88H38ZM52 85V87H50ZM59 85V86H58ZM100 85V84H99ZM108 85V84H107ZM213 85V84H212ZM216 85V84H215ZM226 84H222V85H218V88L217 87H215V88H217L219 91H220V93H222V94H226L227 93V88H226V86H225ZM35 86H37V87H35ZM56 86H54L55 88H56ZM60 86H62V87H60ZM77 86H80L79 84L77 85ZM88 86V85H87ZM118 86H120V87H118ZM118 86H116L115 87V89L116 90H118V88H120L121 89V85H118ZM25 87V88H24ZM85 88H87L86 86H84ZM106 87H107V89H106ZM118 87V88H117ZM23 88V89H22ZM75 88V87H74ZM184 88V87H183ZM30 89V88H29ZM28 89V90H29ZM66 89V88H65ZM64 89V90H65ZM119 89V90H120ZM124 89V88H123ZM25 90V91H24ZM104 90V93H108L107 91H105ZM113 89L111 88V91H112ZM158 90V89H157ZM184 90V89H183ZM42 91V92H43ZM189 91H192V90H189ZM211 91V90H210ZM42 93L43 95L44 94H46L47 96H48V94L47 93ZM61 92H63V90L61 91ZM132 92V91H131ZM84 93V92H83ZM30 94H31V90H30ZM34 94V93H33ZM38 94H41L40 92L38 93ZM41 94V95H42ZM134 94V93H133ZM23 95H21V96H19V97H23V98H21V99H25L26 101H30V103L32 104V102H34L35 100H36V98L34 97V101H33V98H32V96H30V95H25V96H23ZM40 95V96H41ZM76 95V94H75ZM78 95V94H77ZM34 96H36V97H38L36 94L34 95ZM39 96V97H40ZM105 96H106V94H105ZM104 96V97H105ZM107 96H109V95H107ZM214 96V95H213ZM43 97H46L45 95L43 96ZM64 97V96H63ZM78 97H80V96H78ZM157 97V96H156ZM155 97V98H156ZM158 97L160 98V96L158 95ZM18 98V97H17ZM40 98H42V97H40ZM47 98V97H46ZM107 98V97H106ZM105 98V99H106ZM19 99V98H18ZM21 99H19V100H21ZM38 99V98H37ZM66 99V98H65ZM76 99V98H75ZM82 98H80V100H81ZM108 99V98H107ZM193 99H196V97H193ZM253 99V100H254ZM11 100H14V101H11ZM18 100V101H19ZM77 101H78V99H76ZM37 101H39V102H41L39 99L38 100H36V102ZM191 101H193V100H191ZM191 101H190V103H191ZM16 102H17V100H16ZM24 103V102H23ZM22 103V104H23ZM64 103V102H63ZM15 104V103H14ZM22 104H20L19 106L21 107L22 106ZM26 104V103H25ZM31 104H29V102H28V104H26V106L25 107H22V108H24V110L25 111H27L26 109L28 108V107H33V106H35V105H31ZM137 105H138V108H139V112H140V116H141V118L143 117V118H145L146 119V114H145V112L143 113L142 111H143V103H142V101L140 100V98H139V102L138 103H136ZM10 105V104H9ZM13 105V104H12ZM27 105H29V106H27ZM31 105V106H30ZM37 105H38V103H37ZM36 105V106H37ZM41 105V104H40ZM43 105V104H42ZM65 105H66V103H65ZM3 106V107H2ZM7 106H8V104H7ZM6 106V107H7ZM33 107V108H35V110L36 109H39L38 107ZM160 106V105H159ZM162 106V105H161ZM240 106H241V104H240ZM39 107H41V106H39ZM59 108H55L56 110H54V108H53V112H51V115H49V116H51V119L48 117V116H46V117H48L47 118V121H45V123L47 122V125H50L49 127H53V126H55L54 124H56L57 125V123H54V121L55 120H53V122H52V119H55V117L57 118H62L63 119V122H64V124H73V122H72V119H71V116L70 117H68L67 115H66V113H64L65 112V107L66 106H64V105H62V102H61V105L60 106H58ZM32 108V109H33ZM242 108V107H241ZM1 109H0V116H1V118H0V128L1 127H3L2 126V124H15L14 123V117L19 113V114H24L25 112H22L21 113V108H19L18 107V105L16 104V105H13V107H12V109L10 110L9 108H7V111L5 112V111H1ZM29 109V108H28ZM67 109V108H66ZM157 109H159V108H157ZM219 109H221V108H219ZM23 110V111H24ZM31 110V109H30ZM34 110V109H33ZM160 110V109H159ZM242 111L244 112V113H246L248 110L246 109V108H242ZM28 112H29V110H28ZM136 112V111H135ZM134 112V113H135ZM137 114H138V112H136ZM29 114V113H28ZM89 114H92V113H90L89 112ZM136 114V115H137ZM60 115V116H59ZM64 116V117H61V116ZM139 115V114H138ZM4 118H3V117ZM26 117H27V114L25 115ZM91 116V115H90ZM45 117V116H44ZM45 117V118H46ZM53 117V118H52ZM136 117V116H135ZM16 118V117H15ZM24 118V117H23ZM73 118V117H72ZM92 118H93V115H92ZM1 119H4V120H1ZM14 119V120H13ZM44 119V118H43ZM28 120V119H27ZM50 120V122H51V124L52 123H54L53 125H51L48 121ZM147 120V119H146ZM26 122V121H25ZM78 122V121H77ZM96 122V121H95ZM79 123V122H78ZM5 124H4V126H5ZM63 124V125H64ZM79 124H81V123H79ZM75 125V124H74ZM141 125H142V123H141ZM64 126H66V125H64ZM143 126V125H142ZM55 127H57V126H55ZM54 127V128H55ZM69 127V126H68ZM67 127V128H68ZM76 127V126H75ZM81 127V126H80ZM41 128V129H40ZM40 128L39 129H35V131H33V136H31V137H33V138H31L30 136V138L31 139H33V140H35L36 138H39L41 135H43V136H45V133L47 134H49L51 131L48 129V126H46V125H44L43 127H41L40 126ZM54 128H53V132H54V134L56 135L57 134V132H56V129L54 130ZM69 129V128H68ZM67 129V130H68ZM72 129V128H71ZM70 129V130H71ZM79 129H81V128H79ZM121 129V128H120ZM141 129V128H140ZM73 130V129H72ZM76 130V129H75ZM52 132V133H53ZM120 132V131H119ZM32 133V132H31ZM117 133V132H116ZM51 134V133H50ZM136 134V133H135ZM59 135V134H58ZM57 135V137H59ZM64 135V134H63ZM109 135V134H108ZM119 135V134H118ZM231 135H232V133H231ZM51 136V135H47L46 137H44L43 139H44V143H40L41 145L40 146H42V148L44 147V146H50L51 148H55L56 146H54L53 147V145H50V141H51V139H52V136H51V139L49 138V137ZM115 136V135H114ZM137 136V135H136ZM151 136V135H150ZM230 136V135H229ZM56 136L52 139V142H53V140L55 139V138H57ZM110 137V136H109ZM152 137V136H151ZM42 138V137H41ZM50 140H49V139ZM103 138V137H102ZM106 139V138H105ZM104 139V140H105ZM142 139V138H141ZM39 139H37V141H38ZM56 140V139H55ZM54 140V141H55ZM101 140L102 142H99L100 140H98L97 139V141H96V144H94V145H96L97 146V148H98V145L100 146V148L102 149V150H100V151H103V149H104V151H105V141H107V140ZM154 140H156L157 141V144H162V146L164 145L165 147H166V145L165 144H163L161 141H160V139L156 136V135H154ZM31 141V140H30ZM36 141V140H35ZM41 141V140H40ZM39 141V142H40ZM112 141V140H111ZM153 141V140H152ZM28 142V141H27ZM41 142H43V141H41ZM51 142V143H52ZM109 142V141H108ZM31 143V142H30ZM29 143V144H30ZM53 143H55V142H53ZM123 143V142H122ZM32 144V143H31ZM30 144V145H31ZM38 144V143H37ZM132 145H134V143H131ZM156 144V143H155ZM34 146V145H33ZM40 146H38L37 145V147H38V149L39 150H37V151H35V152H42V148L40 147ZM15 147V146H14ZM13 147V148H14ZM47 147H45V148H47ZM49 147V148H50ZM114 147V146H113ZM125 147V146H124ZM134 147V146H133ZM33 148V147H32ZM58 148V147H57ZM44 149V148H43ZM48 149V148H47ZM14 150H15V148H14ZM35 150V149H34ZM50 150V149H49ZM52 150H54V149H52ZM113 150V149H112ZM48 151V150H47ZM60 151V150H59ZM110 151V150H109ZM139 151V150H138ZM142 150H140V152H141ZM12 152V151H11ZM17 152H19V151H17ZM46 152V151H45ZM44 152V153H45ZM54 152H56L55 150H54ZM106 152V151H105ZM108 152V151H107ZM16 153V152H15ZM53 153V152H52ZM57 153V152H56ZM111 153V155H113L112 154V151L110 152ZM113 153H115V152H113ZM143 153H145V152H143ZM167 153V152H166ZM10 155H12V157H13V154L12 153H9ZM103 154H105L104 152H103ZM107 154V153H106ZM116 154V153H115ZM117 155V154H116ZM167 155L169 156V159H167V160H165L164 162H162V163H164V164H167V162L170 160V162H169V166L172 168V170H173V174L175 175V176H178L179 177V180H180V182L182 183V181H184V180H187V179H189L190 177H189V173H190V171H191V169H190V166H187V165H184V163H183V160H182V158H179V157H175V158H173L172 159V157H171V155L169 154V153H167ZM17 156H19L18 154H16V157ZM114 156V155H113ZM15 157V156H14ZM50 157V156H49ZM48 157V158H49ZM113 158V157H112ZM145 159H146V157H145ZM177 166H179V168L181 169V172L179 173V174H177V172H178V170H177ZM36 168H38V170H41V168H42V166L40 165V166H37ZM116 168V167H115ZM63 169V168H62ZM174 169H175V172H174ZM114 171H116V173L118 172V170L117 169H114ZM194 173L195 172H193V175H194ZM115 174V173H114ZM74 175V174H73ZM79 175V174H78ZM77 175V177H79ZM116 175V174H115ZM81 176V175H80ZM84 175L82 174V177H83ZM86 177V176H85ZM110 177H112L113 178V175L112 174H110ZM109 177V178H110ZM75 179H76V177H75ZM43 181V180H42ZM158 181V180H157ZM81 182V181H80ZM112 182L114 183L115 181H114V179H112ZM185 182V181H184ZM183 182V183H184ZM184 184H182L181 186L182 187H184L185 188V186H183ZM13 187H14V185H12ZM180 186V184L177 186L178 188H176V190L177 191H179V187L180 188H182ZM11 187V186H10ZM10 187H8L9 189H11ZM12 187V188H13ZM183 188V192H184V190H186V189H184ZM95 189V188H94ZM98 191V190H97ZM181 191V190H180ZM179 191V192H180ZM107 193V192H106ZM104 194L103 196V200L105 201L106 199H105V197L107 196V194ZM175 194V192L174 191H172V195H174ZM99 194V193H98ZM171 194V193H170ZM157 195V194H156ZM161 195V194H160ZM172 195H171V197H172ZM177 195V194H176ZM126 196V197H125ZM127 196H128V194L126 193V195H123V194H121V196L119 197L120 199L118 200V202H120L121 201V204H122V202L124 201V203H125V201H127V200H125V198H127ZM134 196V195H133ZM138 196V195H137ZM153 196H154V193H153ZM158 197H159V195H157ZM165 196V195H164ZM164 196H162V197H164ZM131 197V196H130ZM114 198V197H113ZM166 198H168V197H166ZM115 199V198H114ZM117 199H118V197H117ZM158 199V198H157ZM161 199V198H160ZM171 199V201L173 202L172 204L173 205H175L176 204V202L174 203V201L172 200L173 199V197L172 198H170L169 197V199H167L168 201ZM111 200V199H110ZM113 200V199H112ZM140 200V199H139ZM116 202H117V200H115ZM135 201V200H134ZM166 201V200H165ZM23 202V201H22ZM110 202V201H109ZM170 202V201H169ZM169 202H168V204H169ZM111 203V202H110ZM114 203V202H113ZM128 203V202H127ZM135 203L137 204V206L139 205V203L138 202H136L135 201ZM162 203H164V202H162ZM180 203V202H179ZM121 204H119V205H121ZM134 204V203H133ZM132 204V205H133ZM166 206L168 205V204H166V203H164ZM170 204H171V202H170ZM169 204V205H170ZM171 204V205H172ZM113 205V204H112ZM116 205V204H115ZM126 205H130V204H126ZM165 205H162L163 207L165 206ZM168 205V206H169ZM170 205V206H171ZM181 205V204H180ZM122 206V205H121ZM120 206V207H121ZM135 206V205H134ZM160 207V206H159ZM159 207H157V208H159ZM139 208H141V207H139ZM162 208V207H161ZM165 208V207H164ZM174 208V207H173ZM127 209V206H125L124 204H123V208H122V210H126ZM166 209V208H165ZM164 209V210H165ZM159 210H161V209H159ZM136 211V210H135ZM161 212H165V211H161ZM158 213V212H157ZM139 214H141L142 215V217H143V215L144 216H147V217H150V214L149 213H146V212H143V210H142V212H141V209H140V213ZM168 217V216H167ZM165 218V217H164ZM148 219V218H147ZM174 220V219H173ZM167 222V221H166ZM165 222V223H166ZM172 222V221H171ZM169 223V222H168ZM175 223V221L173 222V224ZM177 223V222H176ZM175 223V224H176ZM178 224V223H177ZM176 224V225H177ZM150 227V226H149ZM181 228H183L182 226H181ZM184 229V228H183ZM185 230V229H184ZM158 232H160L159 230H157ZM156 231V232H157ZM161 231H163V230H161ZM155 232V233H156ZM120 230L119 231H117V236H119L120 237ZM187 234H188V232H187ZM122 235V234H121ZM193 235H195V234H193ZM159 236V235H158ZM186 237V236H185ZM187 237H189L188 239H185V243L183 244V245H180V246H177V248H179V247H185V248H190L189 246H190V243L191 242H188V240L190 239V240H195V238L196 237H193L192 235L190 236L189 234L187 235ZM263 238L261 239V244H263L264 245V236H262ZM165 238V237H164ZM170 239V238H169ZM222 240V239H221ZM225 240L226 241H229L227 238H225ZM139 242H141L140 244L143 246V238H141V240H139ZM138 242V243H139ZM108 243V242H107ZM116 244V243H115ZM167 245H168V243H167ZM256 245H258L257 243H256ZM115 246V245H114ZM233 246H229L228 248L230 249V253L231 252H233V251H235L236 250V248H235V250L232 248ZM258 247V246H257ZM238 248V247H237ZM226 250V249H225ZM228 250V249H227ZM172 251V250H171ZM177 251H178V249H174L173 250V252H174V254L175 253H177ZM188 251V250H187ZM191 251V250H190ZM254 251V249L250 252V253H254L253 252ZM160 252H161V250H160ZM169 252V251H168ZM189 252V251H188ZM193 252V251H192ZM191 252V253H192ZM226 252V251H225ZM240 252V251H239ZM183 253V252H182ZM161 255H162V253H160ZM178 254V253H177ZM202 254V253H201ZM204 254V253H203ZM176 255V254H175ZM174 255V256H175ZM253 255V254H252ZM251 255V256H252ZM249 256H250V254H249ZM158 257H160L161 258V256L159 255ZM231 257V256H230ZM223 258V257H222ZM169 259V258H168ZM167 259V260H168ZM246 259H248V258H246ZM165 260V259H164ZM166 260V261H167ZM173 261L171 258L169 259V261ZM169 263V262H168ZM172 263V262H171Z\"/></svg>","mask_w":264,"mask_h":264},{"label":"crops","instance_id":"crops-1","mask_svg":"<svg viewBox=\"0 0 264 264\" xmlns=\"http://www.w3.org/2000/svg\"><path fill=\"white\" fill-rule=\"evenodd\" d=\"M135 1H137V0H135ZM142 1H143V3L145 5H148L149 4V5H153L154 6V7L151 8L152 9L151 11L145 9L143 11V13H142V15H144L146 13H151V15L154 16L153 22L151 21L152 24H154V23H161L162 25L165 26V28H167L170 31L174 27H177V26L180 27V25L183 28H187V29H184L186 31H190L193 28H197V29L202 28V29H204L206 31V33L208 34L207 35V39H206V43L204 45H199L201 48H203L204 52H203V54H200L199 57H197L198 58L197 63L193 67V69L199 70L200 72L204 73L205 74V77H209L210 75H211V77L217 75V74H214L212 72H209L210 71L209 70L210 68L208 66L207 67L204 66L203 63H201V61H200V58H204V57H206L208 55H209V57L211 56V57L216 58L217 60L221 61L224 64V66H226L227 68H229V69L232 70V68L226 62H224L223 60L217 58L216 56H214L211 53L216 48H218L220 50H223L225 52V55L227 56V59L231 62V64L233 66H236V67H240V66L244 65L246 62L250 61L252 58L258 56L259 54H261L264 51V47H263L259 51L255 52V53H251L250 56H247L245 54L247 51L244 52V50H242V48L243 49L245 48L246 50H248V51L250 50L251 51L254 44H251L252 45L251 46L250 43H253V42L256 43L259 40V38L264 35V30H263L264 29V26H262L263 29L260 28L261 27V24L263 22L262 18H264V14H263L264 13V0L263 1L262 0H252V1L251 0H223V1H219V0H193L194 3L192 5L187 6V7L183 8V9H179V5H180V3H181L182 0H161L164 3V8H167V7H170V6H172V7H174V6L177 7L178 6V11L180 12V18H178V19L175 18L176 16L172 15L171 12L166 11L164 9H160L158 7V5H157L158 3L157 2H159L160 0H142ZM183 1H185V0H183ZM256 3H258V4H256ZM154 8L157 9L158 13L160 11H162L164 13V15H163V17H162L161 20L157 19L156 16H155V14L152 13V11L155 12ZM253 8H255V9H253ZM256 8H259V9H256ZM203 9H205V10H203ZM256 10H258V11H256ZM197 13H199V14L202 13V15H200V17H199V15H196ZM231 13H233V14L230 15ZM249 14L255 16V19H257L254 24H249V26L252 25V26H250L251 29H248V30H251V31H249V35L247 36V39L245 38L246 40H249L248 38L250 36V40H252V42L251 41H248L246 43L245 40H243V41H245V42H243L240 39L237 40V38L234 40L235 42L234 41H231V38L229 39V37H231V36H228V34L225 33V30H227V28H229L231 26L232 28H230V31L228 30V33L231 34L232 33V29H235V27L237 26V28L239 27L238 29H240V30H242V32H244L242 28H245L246 26L249 28V26L247 25L248 20L250 18L249 17L250 16ZM194 15H196V18L194 17ZM225 15L226 16L227 15L228 16L229 15L230 16H235L236 18L238 17L237 18V19H239V21L237 20L238 21V24L236 25V20H234L235 26L233 27L232 24L226 22L225 19H223V17H226ZM257 15L260 17V18L259 17L258 18L260 20H262L261 21V24H259L260 23V20L258 18H256ZM228 16H227V18H229ZM245 16H246V19H248L247 21L245 20ZM197 17H199V19H198L199 21L198 20L196 21ZM205 18L206 19L208 18L207 21H206ZM138 19H140V17ZM194 19H195V21H194ZM250 21H251V19H250ZM136 22H138V21H136ZM151 22H149L150 25H152ZM174 22H176V23H174ZM149 23H147L146 25H149ZM189 23H190V29L188 28L189 27L188 26ZM242 23L244 25H242ZM150 25L148 26L149 28L151 27ZM210 25H212V26H210ZM253 25H254V27H253ZM143 28H144V30L149 29L147 27H143ZM252 28H256V29H252ZM258 30L260 32L262 31L261 34H260V32ZM211 31L213 32V34H212ZM221 31H223L222 32L223 34L221 33ZM251 32H252V34H251ZM235 33L234 34L237 35V32H235ZM257 33L259 34V36L256 35ZM226 36H228L227 38L229 39V42L230 43L228 41L224 42L225 41L224 40V37H226ZM253 37H255V38H253ZM257 37H258V39H257ZM136 38L137 37L135 36V39ZM164 38L165 37H161V40L162 41H160V39H158V38H156V40L157 41L159 40L158 43L161 45V43L163 44V43H165L164 41L167 42V40H168L167 37L165 39ZM228 39H226V40H228ZM236 40H237V42H236ZM239 42L241 43V45H240ZM210 43H212V44H210ZM242 43H244V44H242ZM245 43H246V45H245ZM230 44L233 45L234 47L231 46ZM228 45H230L229 48H232V47L233 48L232 49H229L228 48ZM242 45L245 46V47H243ZM248 45H250V46H248ZM235 47H236V49H235ZM250 47H252V48H250ZM227 49H229V50H227ZM236 50L237 51L242 50L243 53L247 57L244 54H241L242 51L241 52H237ZM184 56H186V54H184ZM186 60H187V57H184V59H182L181 61H179V59L176 57L175 63H177V64H179L181 66H183V65L191 66V64L188 63V61H191V58L189 60H187V61ZM170 64H171V62L169 61V64L168 65H170ZM171 66L172 65H170V67ZM145 72H147V73H145ZM140 73L138 72V74H136V76H135V77L138 76L139 78L141 77L140 79L137 78L138 79L137 80L135 78L136 79L135 80V79L132 78L133 80H128V82H132L131 83V87L135 91L138 92V94L143 98V100L146 103L151 102V106H147L144 109L145 112H146V114H147V116L149 117V119H151V117H154L156 115H160V113L157 112L154 109L157 106L156 102L151 101V98L156 97V95H159L161 97V99L163 100V103H164V107L167 110H173V109H175L177 107H180L182 104H184V102L186 100V95H187L186 93L187 92H185V91H183L181 89V84L184 83L187 80L186 77L184 78V77H182V75L181 76H178L177 75L176 78L175 79H172L171 81H167V82L166 81L165 82L162 81L160 83H157L153 79H151V77L154 78V75H155V74H153L151 67H150V70H149L145 66V71H143V72L140 71ZM176 79H179V84L173 83V81H175ZM213 79L212 78L210 79V83L212 82V80L215 83L216 79L214 77H213ZM214 83H213V86L214 87H217L216 85L218 83L216 82V85ZM186 84H185L186 91H187V88L188 87H192V92H195V93L198 92L199 93V91H201V93H202V90H199V88L196 86V84H198L197 82H194L193 84H189L187 86H186ZM217 88H213L212 90L208 88L205 91H210L211 90L210 92L213 91V93H219L220 91ZM226 88H227V93L226 94H231L234 91L232 89V86H226ZM196 89H198V90H196ZM88 95H90V94H88ZM188 101H189V99H188ZM78 103L81 104V108H85V109L88 108V107L90 108L91 106H95V107H98L99 106L97 104V100L90 101L88 98L86 100L84 99L81 102L78 101L77 104ZM153 103H154V105H152ZM0 107H1V105H0ZM77 107H78V105H77ZM228 109H230L233 112V110H232L233 108H229V106H227L226 109H225L223 107V112L222 113L220 112V114L218 116L217 115H213L212 117H210L208 119L207 122H203L202 121L203 123L201 122V124L202 125H207V124L216 122L219 125L228 126L229 135H231V133H232V135H234L235 134L234 133L235 130L242 129V127L245 126V123L243 122V119L244 118L239 117L241 120H239V119L233 120L232 117L230 115H228L229 111L226 112ZM198 111L199 112H197V113L203 114L206 111V108L200 106L198 108ZM184 116L185 115L183 113L181 115H177L175 117L176 120H177V123L181 127L185 128V129H190V127H189L190 125L185 122ZM135 118H139V117H135ZM235 118H237V117H235ZM132 119H134V118H132ZM135 122L136 123H133L132 128H135L134 130H137L139 132L138 126H139L140 123L138 122V120H136ZM234 128H236V129H234ZM152 131H154L153 128L147 127L146 134H148V133H150ZM134 138L135 137H133L132 140H135ZM227 139H228V137H227ZM137 147L143 148V150L145 152L146 160H148L149 163H151V161L153 159H160L161 162H164L165 160L169 159V157H168V155H167V153L165 151V148L166 147L164 145L162 146V144L161 145L160 144H157V143L155 144L154 141H150L147 138H146V140H143V141L138 142L137 143ZM20 156H21V159L23 160L24 163H25V160L27 162V156L24 157L22 155V153L19 152V157ZM88 156H90L89 153H88ZM92 157H95V155L92 156ZM28 162L30 163V161H28ZM83 164H84V162H83ZM37 166H40V164L38 162H37ZM49 166L50 167L48 168V170H46L45 173H44L45 174V177H46V180H48V179L52 178L53 176H55L56 174H58V171L56 170V168L54 166H51V165H49ZM114 169H115V163L110 158H105L104 160L99 161L98 163L94 164V167H93V171H95V173L97 174V176L106 175V174H108L110 172H113ZM29 173H30V175H29V178H28L26 184L22 182V183H19L17 185H14V187L12 186V184H10V183H8L6 181L0 180V191H7L15 200H17L22 205L24 203L26 197H29L30 194L35 189H37L39 186H41L43 183L46 182L45 180L39 182L33 176L32 172H29ZM222 175L224 176L223 173H217L213 177H210V180L213 181V182H217V183L218 182H221L222 180H220L219 177L222 176ZM184 181H186V180H184ZM184 181H182V183L180 182L179 179L176 182L174 181V184H173L172 188H175L179 184L181 186L182 184H184L183 183ZM201 183L202 184L203 183H207V181H201ZM8 184L11 185V188L13 187V190H14L13 194L11 193V190H9ZM107 187H111V185H108ZM183 188L184 187H182L180 189L183 190ZM86 194H87V196L89 198H91L89 192L88 193L86 192ZM169 201L171 202V204L173 203L171 201V199ZM169 201H167L166 204H168ZM170 202H169V204H170ZM125 203H124V205L127 206ZM176 204L178 205V207H176L175 209L169 210V211L167 210L165 213L163 212L162 220L163 219H168L169 216H171V218L174 219L175 213L183 208V205L181 203H179V201L176 202ZM168 205L166 207H168ZM211 205H213V204H211V202H210L208 206L210 207ZM213 206H215V205H213ZM127 208H128V206H127ZM164 209H162V211H165ZM164 216H168V217L164 218ZM177 219L180 222V223L177 224V227H179V225L180 224L182 225L183 223H181L182 221L178 217H177ZM115 221H118V223H119V218H116ZM18 222H19V218H18L17 223L16 224H13V228H15L17 226ZM182 227L185 229L184 226H182ZM164 229L166 231H173V229L170 226H164ZM105 232H107L109 234V236L112 234V231L109 229V227H106ZM236 233L239 236V235H241L242 232L228 233V232L225 231V232H222L221 233V236L237 237V234ZM188 234L190 236L192 235L193 237H196V235L197 236H201V237H203V236H206V237H214L211 233H208V232H205L203 234H195V235L190 234V233H188ZM188 234L186 233V236ZM180 236L181 235H179V234L176 236L178 238L177 240H179V237ZM241 236L246 237V239H243V240L240 241L239 248H237L238 247V245H237L238 243H236L234 241H232L230 244H231V246H233L232 248L234 250L236 248L235 251H238V254H241V252H243V253L246 254V253H248L250 251V249H251V247L253 246V243H254V241L251 240V238L264 236V227H261V228L257 227V229H256L255 232L244 231ZM198 241L201 242L200 240H198ZM259 243H261V242H259ZM130 245H132V244L130 243ZM261 245L263 246V249H264V245L263 244H261ZM177 246H180V244L177 245ZM81 248H82V244H75L74 243V254H75V252L81 250ZM106 248L107 249L101 248V249L97 250L99 252V256H100V257L98 256V263H96L95 260H92L93 262H91V264H116L117 262L120 263V264H136L135 258H133V256H132L133 250L129 246L125 247V245H122V246H120L118 248H114L113 246H111V245L108 246L106 244ZM210 249L207 250V253H209L210 256L212 255V256H214V258H216L217 255H218L217 253L219 252V250H217V249L216 250H213V248L211 250ZM240 250H241V252H239ZM97 251H96V253H97ZM164 254H168V252H164ZM179 256H180V254H176V256L174 258L175 260L171 264H179V263L176 262V259H178ZM226 260L228 261V264L229 263L230 264H233V262H236L234 256L227 257ZM247 262L249 263V261H247ZM262 262H264V252L259 253L257 259L254 261V263H256V264L257 263L258 264H262ZM166 264H168L167 261H166Z\"/></svg>","mask_w":264,"mask_h":264},{"label":"built area","instance_id":"built-area-1","mask_svg":"<svg viewBox=\"0 0 264 264\" xmlns=\"http://www.w3.org/2000/svg\"><path fill=\"white\" fill-rule=\"evenodd\" d=\"M223 115V114H222Z\"/></svg>","mask_w":264,"mask_h":264}]
</instances>
